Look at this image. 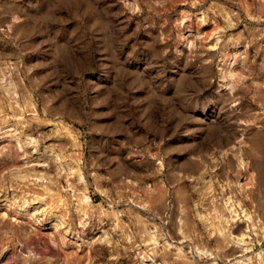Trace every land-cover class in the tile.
<instances>
[{
    "label": "rangeland",
    "instance_id": "1",
    "mask_svg": "<svg viewBox=\"0 0 264 264\" xmlns=\"http://www.w3.org/2000/svg\"><path fill=\"white\" fill-rule=\"evenodd\" d=\"M0 264H264V0H0Z\"/></svg>",
    "mask_w": 264,
    "mask_h": 264
}]
</instances>
